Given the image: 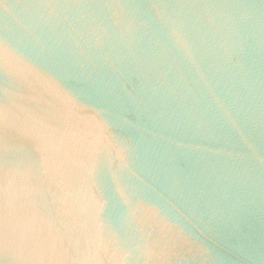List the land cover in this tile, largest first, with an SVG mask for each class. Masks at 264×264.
Segmentation results:
<instances>
[{
	"label": "water",
	"instance_id": "95a60500",
	"mask_svg": "<svg viewBox=\"0 0 264 264\" xmlns=\"http://www.w3.org/2000/svg\"><path fill=\"white\" fill-rule=\"evenodd\" d=\"M0 264H264V0H0Z\"/></svg>",
	"mask_w": 264,
	"mask_h": 264
}]
</instances>
